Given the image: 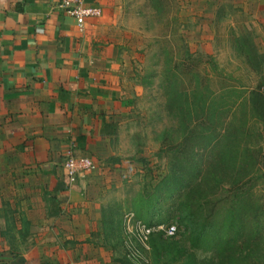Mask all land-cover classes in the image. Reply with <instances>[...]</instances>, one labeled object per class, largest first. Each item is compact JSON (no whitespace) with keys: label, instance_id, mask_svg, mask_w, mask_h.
<instances>
[{"label":"crops","instance_id":"crops-1","mask_svg":"<svg viewBox=\"0 0 264 264\" xmlns=\"http://www.w3.org/2000/svg\"><path fill=\"white\" fill-rule=\"evenodd\" d=\"M57 1L0 0V264H122L103 223L139 166L120 149L132 79L123 3L86 0L100 16L77 28ZM228 1L264 20V0ZM67 153L95 169L69 183Z\"/></svg>","mask_w":264,"mask_h":264},{"label":"rangeland","instance_id":"rangeland-1","mask_svg":"<svg viewBox=\"0 0 264 264\" xmlns=\"http://www.w3.org/2000/svg\"><path fill=\"white\" fill-rule=\"evenodd\" d=\"M203 1L171 0L164 21L150 10L148 0H122L121 25L129 37L132 79L131 116L125 123L120 149L139 166L123 182L118 194H109L106 213L112 222L106 228L108 234L104 232L122 264H133L126 244H136L126 239V214L145 225L175 227L171 238L158 232L150 237V251L142 255L149 264H264V228L253 237L246 227L242 238L221 252L222 256L219 251L224 249L217 246L216 233L206 228L207 235L198 239L179 222L180 210L189 203L212 199L230 185L233 177L231 161L224 169L220 162L230 158L228 152L225 156L223 152L232 143L222 141L216 152L206 155L201 151L202 142L194 137L206 122L205 116L201 117L199 96L209 103L217 99L221 89L230 86L264 92V20L252 19L243 7L228 0L216 5ZM251 45L262 59L252 57ZM240 48L248 54L241 56ZM211 65L216 72L211 71ZM239 123L237 113L234 118L229 113L222 120L216 112L212 114L211 127L218 135L240 127ZM189 141H195L192 145L198 147L194 152V160H198L197 182L190 184L187 179L183 188L161 187L160 181L178 169L176 147L188 146ZM246 143L244 137L241 144ZM262 154L264 157V148ZM259 169L251 174L253 182L257 180L247 202L250 208L245 212L248 226L253 225L251 220L260 221L261 214L264 222V166ZM167 188L176 191L166 192ZM152 197L158 201L152 204L146 218L140 217L147 209L145 199L153 201ZM7 247L8 252L31 250V245ZM135 249L140 250L136 245ZM179 255L184 257L179 259Z\"/></svg>","mask_w":264,"mask_h":264},{"label":"trees","instance_id":"trees-1","mask_svg":"<svg viewBox=\"0 0 264 264\" xmlns=\"http://www.w3.org/2000/svg\"><path fill=\"white\" fill-rule=\"evenodd\" d=\"M148 3L150 10L156 16L163 17L164 21H166L171 0H148ZM250 49L253 58L256 56L262 59V56L260 58L256 54V50L252 45ZM239 52L241 56L248 54L242 48L239 49ZM210 69L216 72L215 66L211 65ZM198 100L201 117L205 116L206 122L200 133L194 137L202 142L201 151L206 155L216 152L219 143L222 141L226 144L228 142L232 143L227 144L228 148L223 152V156L228 152L230 158L220 162L224 169L226 164H229L231 161L230 169L232 171H230L233 177L230 185L226 189H221L212 199L189 203L187 207L180 210L178 214L179 222L185 230L195 234V238L198 239L207 235L206 228L216 233L218 237L216 244L220 249H224V251H219L220 255H222L221 252L224 253L227 251L226 249L237 244L242 238L243 230L246 227H248L253 237L259 235L264 228V222L261 221L262 214L260 217L261 222L251 220L252 226L247 225L249 223L245 217V212L250 208L247 206V202L250 199L251 190L257 180L255 179L253 182L251 174L254 171H260V166H264L262 154L264 148V92L258 89L230 86L221 89L217 99L214 98L209 103L206 102L207 98L203 99L202 96H199ZM214 112L219 115L220 120L229 113L234 118L237 113L240 127H235L231 131L225 130V134L223 133V135L214 133L211 127L212 114ZM244 137L247 139V143L242 145L241 141ZM192 142L195 141H189L188 146L184 144L181 148L180 146L176 147L174 154L178 156V169L160 181L161 187H171L172 185L181 187L187 179L190 184L195 181L197 182L199 170L198 160H194V152H196L195 149L198 147L192 145ZM250 146H253V148H250ZM169 191L173 193L176 189L167 188L166 192ZM152 200L149 198L145 199L144 202L147 209L145 210V215H141L140 217H147V214L152 210V204H155L154 202H157L158 198L156 200L155 197H152ZM258 209L261 211V208ZM106 218L107 220L103 223V231L108 234L106 228L112 221L108 220L107 214ZM181 257L184 256L179 255L178 258L181 259ZM190 259L188 257L187 261H190ZM243 262L241 261L238 264H246V262Z\"/></svg>","mask_w":264,"mask_h":264},{"label":"built area","instance_id":"built-area-1","mask_svg":"<svg viewBox=\"0 0 264 264\" xmlns=\"http://www.w3.org/2000/svg\"><path fill=\"white\" fill-rule=\"evenodd\" d=\"M55 9L71 17L77 28H82L85 19L100 16L99 8L87 5L86 0H58ZM95 167L96 165L91 158L86 156L76 158L71 153H67L60 162V168L69 183H74L85 174L93 171ZM123 223L125 232L128 235L126 237L127 241H133L140 249L136 250L135 245L132 247L126 244L133 264H149L148 260L146 258L145 260L142 255L149 251L148 239L154 233H161L166 238H171L175 234L174 226L145 225L135 220L132 214H126ZM133 249L134 251L132 252ZM133 253L134 255L132 256Z\"/></svg>","mask_w":264,"mask_h":264}]
</instances>
